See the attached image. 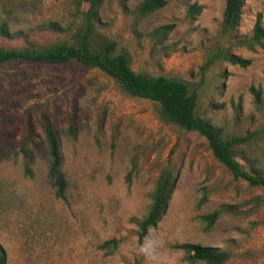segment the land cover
<instances>
[{"label": "rangeland", "instance_id": "374dc122", "mask_svg": "<svg viewBox=\"0 0 264 264\" xmlns=\"http://www.w3.org/2000/svg\"><path fill=\"white\" fill-rule=\"evenodd\" d=\"M143 1L104 0L94 47L116 43L135 71L189 83L199 94L198 114L224 136L249 137L236 157L251 174H264V41L239 43L259 19L264 25V0H245L233 33L223 32L227 0H167L146 16L138 13ZM194 5L201 10L191 13ZM86 9L79 0H0V46L77 43L87 31ZM217 49L252 64L220 60L205 70ZM43 117L61 140L66 201L50 178ZM167 168L175 171V188L141 241L137 222ZM217 210L220 218L206 230L202 215ZM113 238L121 241L113 253L100 247ZM185 242L228 251L225 264H264V187L235 178L204 136L164 122L157 103L127 94L101 69L76 59L0 67V244L7 264H204L174 248Z\"/></svg>", "mask_w": 264, "mask_h": 264}, {"label": "trees", "instance_id": "16d2710c", "mask_svg": "<svg viewBox=\"0 0 264 264\" xmlns=\"http://www.w3.org/2000/svg\"><path fill=\"white\" fill-rule=\"evenodd\" d=\"M104 0H79L80 5L87 6L82 10L87 22V31L82 40L77 43L68 41H56L48 45L29 44L23 48H10L0 46V67L12 62H38L43 64L67 63L73 59L78 60L87 67L98 68L113 77L124 92L131 96L151 100L158 105L160 118L167 123L175 124L180 128L197 132L204 136L213 151L216 159L226 166L237 179H245L254 186L264 187V174L253 175L248 172L237 159L238 148L247 143L249 137L224 136L220 128L216 127L206 118L198 114L199 94L196 89L182 80L168 76H153L145 72H137L132 67V61L128 54L117 52L116 43H109L104 47L95 48L90 37L96 29V21L99 18V9ZM167 0H144L138 7V13L142 16L149 15L162 9ZM245 0H227L224 10L223 32L233 33L240 26L244 11ZM201 7L192 6L191 13L199 12ZM53 29H58L57 23H51ZM164 27V30L170 29ZM1 32L9 36L7 23H3ZM264 41V25L259 19L251 37L241 39L240 44L254 48ZM224 60L241 67H248L252 59L244 58L229 50L217 49L210 56L205 70L211 68L218 61ZM251 91L259 98L260 89L252 87ZM42 125L46 132L49 146L50 178L56 189V196L64 201L68 197L69 183L64 172L65 158L58 132L47 117H43ZM24 151H28L24 148ZM176 174L171 168L165 169L152 194V204L145 217L138 221L139 237L143 241L148 231L156 227L163 218L170 196L176 185ZM207 200V194L201 200V204ZM221 211H214L202 215L206 223V230H210L221 216ZM121 241L113 238L105 241L100 247L113 253L119 247ZM174 248L185 253V260L191 263L203 262L204 264H225L231 254L219 247L205 246L198 243H177ZM0 264H7V256L0 244ZM134 264H142L136 261Z\"/></svg>", "mask_w": 264, "mask_h": 264}]
</instances>
